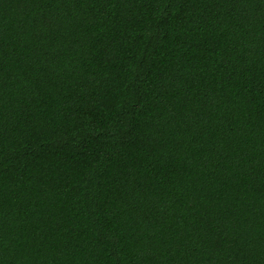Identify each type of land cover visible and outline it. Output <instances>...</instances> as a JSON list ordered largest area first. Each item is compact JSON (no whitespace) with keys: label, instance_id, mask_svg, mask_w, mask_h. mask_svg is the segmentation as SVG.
Listing matches in <instances>:
<instances>
[{"label":"trees","instance_id":"obj_1","mask_svg":"<svg viewBox=\"0 0 264 264\" xmlns=\"http://www.w3.org/2000/svg\"><path fill=\"white\" fill-rule=\"evenodd\" d=\"M0 264H264V0H0Z\"/></svg>","mask_w":264,"mask_h":264}]
</instances>
